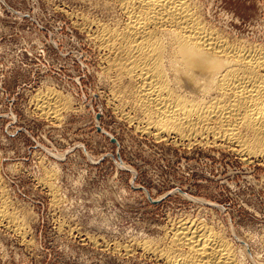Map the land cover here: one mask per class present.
<instances>
[{
  "label": "rangeland",
  "instance_id": "obj_1",
  "mask_svg": "<svg viewBox=\"0 0 264 264\" xmlns=\"http://www.w3.org/2000/svg\"><path fill=\"white\" fill-rule=\"evenodd\" d=\"M98 1L0 0V264H165L140 242L183 218L264 264L263 156L141 129L95 39L123 16ZM197 1L209 25L264 46V0ZM48 91L64 99L55 117Z\"/></svg>",
  "mask_w": 264,
  "mask_h": 264
},
{
  "label": "bare ground",
  "instance_id": "obj_2",
  "mask_svg": "<svg viewBox=\"0 0 264 264\" xmlns=\"http://www.w3.org/2000/svg\"><path fill=\"white\" fill-rule=\"evenodd\" d=\"M111 1L123 18L101 23L95 39L109 51L120 107L142 116L141 129L156 137L211 138L264 158V46L239 43L209 25L197 0ZM38 100L54 117L64 104L54 91ZM173 225L158 243L145 239L140 247L165 264H241L210 222L183 218Z\"/></svg>",
  "mask_w": 264,
  "mask_h": 264
}]
</instances>
